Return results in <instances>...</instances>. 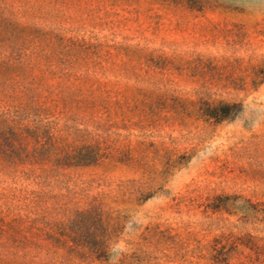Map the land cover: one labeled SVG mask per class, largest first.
<instances>
[{"label": "rangeland", "instance_id": "1", "mask_svg": "<svg viewBox=\"0 0 264 264\" xmlns=\"http://www.w3.org/2000/svg\"><path fill=\"white\" fill-rule=\"evenodd\" d=\"M0 264H264V0H0Z\"/></svg>", "mask_w": 264, "mask_h": 264}, {"label": "trees", "instance_id": "2", "mask_svg": "<svg viewBox=\"0 0 264 264\" xmlns=\"http://www.w3.org/2000/svg\"><path fill=\"white\" fill-rule=\"evenodd\" d=\"M209 115H211V116H213V117H218L219 116V114H218V112H211V113H209ZM221 117H224V116H221ZM84 149L81 151V153L80 154H83L84 155ZM68 157H72V155H69L68 154ZM99 158H100V155H99V153H96V154H94V162H97L98 160H99ZM93 161H91L90 163H92Z\"/></svg>", "mask_w": 264, "mask_h": 264}]
</instances>
